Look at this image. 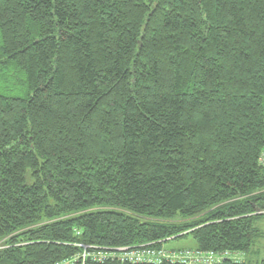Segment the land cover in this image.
I'll list each match as a JSON object with an SVG mask.
<instances>
[{"label": "trees", "instance_id": "obj_1", "mask_svg": "<svg viewBox=\"0 0 264 264\" xmlns=\"http://www.w3.org/2000/svg\"><path fill=\"white\" fill-rule=\"evenodd\" d=\"M263 148L264 0H0V264H248Z\"/></svg>", "mask_w": 264, "mask_h": 264}, {"label": "built area", "instance_id": "obj_2", "mask_svg": "<svg viewBox=\"0 0 264 264\" xmlns=\"http://www.w3.org/2000/svg\"><path fill=\"white\" fill-rule=\"evenodd\" d=\"M259 164L264 166V148L259 156ZM81 246V245H80ZM84 252L81 255L83 260L92 259L96 262H102L108 259H115L128 263H155L159 264L166 261L178 262L180 264H214L219 260L217 255L211 253L204 254L197 250H183L179 252H168L162 248H118L108 251L90 252L91 247L81 246ZM1 248V246H0ZM96 250L95 248H92Z\"/></svg>", "mask_w": 264, "mask_h": 264}, {"label": "rangeland", "instance_id": "obj_3", "mask_svg": "<svg viewBox=\"0 0 264 264\" xmlns=\"http://www.w3.org/2000/svg\"><path fill=\"white\" fill-rule=\"evenodd\" d=\"M254 226L262 233V237L256 241L254 245V250L251 256H244L238 254L241 259L246 261L248 264H257L264 261V216L257 217ZM194 242L191 237H186L184 239L173 240L165 243L166 249L172 248H193Z\"/></svg>", "mask_w": 264, "mask_h": 264}]
</instances>
